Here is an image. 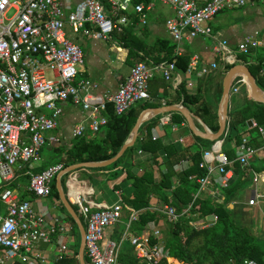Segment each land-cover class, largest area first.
I'll use <instances>...</instances> for the list:
<instances>
[{
	"label": "built area",
	"instance_id": "2783aa9c",
	"mask_svg": "<svg viewBox=\"0 0 264 264\" xmlns=\"http://www.w3.org/2000/svg\"><path fill=\"white\" fill-rule=\"evenodd\" d=\"M157 1L169 5L174 12L166 19L165 26L175 43V54H181L180 45L185 41L204 35L212 39L214 58L208 64L200 65L199 55L191 54L184 73L177 68L175 61H137L114 92L106 95L97 93L95 82L79 77L78 66L84 63V51L79 43L70 38L68 30L74 35L112 40L115 30L122 32L132 24L131 14L137 17V24L145 25L147 11ZM253 1L264 3V0H149L147 4L134 3L133 0H0V205L5 208V213L0 212L1 264H49L40 249L42 244L56 243L57 259L72 254L69 240L72 239L73 225L63 220L64 215L58 211L52 216L42 206L35 208L30 200L20 199L18 193L8 186L9 180L14 177V166L38 163L41 149L47 141H59L57 136L46 134L57 127L63 103L71 101L86 112L85 122L76 124L72 130L74 137H80L86 131L98 132L107 124L108 103H112L115 114L120 115L134 102L150 99L148 87L154 71H159L166 81L176 87L182 81V74L201 76L216 69L218 63L215 58L228 64L237 63L238 53H249L252 48L261 45V40L251 34L245 35L234 51L226 39L217 40L214 37L209 21L223 10ZM12 10L11 16L7 17L6 13ZM116 50L121 51L122 45L118 44ZM240 84L248 86L243 75L232 81L230 94L237 93ZM158 125L164 131L176 132L186 124H177L172 112H166L158 117ZM251 126L257 129L258 134L264 135V126L257 125L252 119ZM227 129L228 126L224 136ZM157 137V134H152V139ZM250 139L249 134H242L233 159L223 149L224 137L202 150L199 167L205 169V174L189 176V180L199 185L194 199L208 195L222 202V189L227 188L237 176L234 162H239L243 169L249 168L251 184L256 185L259 180L264 182V170L258 172L250 167L251 160L258 154ZM178 140L182 142L183 138ZM185 162L186 167L189 160ZM177 165L180 170L181 163ZM63 168L62 163H57L31 172L30 192L39 199L51 197V181ZM70 180L68 200L78 207L83 217L87 264H123L119 253L126 234L136 258L149 264H159L167 256L162 244L150 242L151 235L158 238L157 229L152 232L144 230L139 235L128 233L140 210L123 206L120 202L93 210L87 198L93 192L92 188L83 187L82 180L73 174ZM263 199L264 192L253 188L245 203L260 206ZM191 205L178 213L174 206L157 199L150 204L152 210L166 215L171 221H177L182 215L196 214L191 213ZM54 207H61L60 201L55 198ZM125 210L129 212L125 234L118 240L106 239L105 230L119 223ZM216 220L217 216L210 214L191 224L204 228ZM223 264L233 263L227 261ZM241 264L259 263L245 258Z\"/></svg>",
	"mask_w": 264,
	"mask_h": 264
},
{
	"label": "trees",
	"instance_id": "16d2710c",
	"mask_svg": "<svg viewBox=\"0 0 264 264\" xmlns=\"http://www.w3.org/2000/svg\"><path fill=\"white\" fill-rule=\"evenodd\" d=\"M133 2L147 4L149 0H133ZM130 17L133 21L131 27L135 28L137 17L133 14ZM112 36L119 38L122 46L128 50L126 57L128 63L146 59H150L154 63L175 61L177 68L182 73L188 66L191 48L187 43L182 47V53L177 55L175 54V43L168 38H156L151 42L144 37L143 33L139 34L125 28L122 32L115 30ZM252 50L253 48L249 53H241L239 56L246 62V66L255 77L258 87L264 91V74L260 72L264 69V49L258 51L256 57L258 62L256 64L249 61ZM217 60L219 59L217 58ZM218 63L221 67L220 76H223L234 65L225 63L222 60ZM214 71L215 69L201 75L200 80L205 83L210 82ZM214 88L213 93L211 89L210 94L207 91L205 93L206 98H202L201 93L187 92L184 90L183 85L178 86L183 105L188 108L194 106L195 114L212 131L218 129L217 112L211 109V106H213L215 93L214 108L216 109L222 93L221 81L218 88ZM153 102L151 96L150 99L136 101L120 115L115 114L112 104L108 103L106 111L107 124L94 136L87 133L80 137H74L70 142V146L59 145L55 147L58 153L56 163H62L63 167H67L75 163L102 161L111 158L126 142L139 112L144 108L153 106ZM172 114L173 120L177 124L184 121V117L180 113L172 112ZM227 118L228 129L224 137L223 149L228 157L233 159L236 153L235 147L241 143V136L248 119L253 118L257 125L264 126V103L254 101L245 94L243 102L228 111ZM157 120L158 116H155L151 119V122L142 123L139 127L140 135L137 137L135 144L128 147L117 160L104 167L80 168L83 173L82 176L88 179L93 186L102 181L104 182L108 176L109 179L114 180L118 176L124 175L127 181L130 180V184L126 186L127 189L123 188V192L118 197V202L123 206L136 210L141 209L137 219L131 222L129 226L130 232L138 234L149 223L158 228L163 224L164 246L168 249L169 255L178 259L182 264H223L227 261L233 264H241L245 258H252L259 264H264V237L253 234L249 226L251 221L248 216V210L251 206L240 201L243 198L240 193L241 190L251 182L252 174L249 168L243 169L239 162H234V172L237 176L230 181L227 188L222 189L224 195L222 202H218L208 195L194 199V194L199 185L196 181L189 180V176L199 177L205 174V169L199 167L202 160V150L210 147L214 141L194 136L199 144V148L196 150H191L188 144L184 147L173 142L164 144L159 137L152 139V127L157 125ZM197 125L200 127L199 124ZM255 131L258 133L256 128ZM181 132L188 133L191 131L185 126L181 128ZM257 133L250 143L260 148L262 154L258 153L254 156L250 167L259 172L264 170V140ZM142 134L144 137H141ZM137 145L143 152L150 154L149 160L153 165L166 168L165 172L159 170L158 179H155L151 165L147 169L144 168L140 174L132 172L131 169L134 165L132 158ZM160 154L161 157H159ZM187 159L189 160L188 165L180 171H176L175 166L181 160ZM97 172L104 173V177L99 180L96 175ZM70 174L71 172L66 173L64 177L67 179ZM124 179L119 184H114L112 191L119 189L124 183L126 185ZM175 180L177 181L176 184ZM62 184L64 185L63 178ZM30 195L33 196L32 193ZM51 195L59 200L55 177L51 182ZM91 195L92 193L89 194L88 199L91 209H101L105 206L103 202H96ZM151 196L157 197L163 203L174 206L178 213L192 204L191 212L197 213L201 217L214 213L217 215V220L213 225L199 229L190 224V221L194 219L191 216L182 215L177 221H171L164 214L148 208ZM231 204H233L232 207H230ZM71 205L83 221L78 207L74 204ZM60 206V210L65 214L64 220L73 224L74 235L70 248L72 254L54 260L52 264H79L77 257L80 242L79 232L72 217L61 203ZM112 228V235L119 238L124 230L123 223H117ZM150 242L156 243L158 240L151 235ZM124 243L119 253V260L123 264H146L136 259L132 245L126 241ZM84 258L85 261H88L85 255ZM160 264L168 263L165 259H162Z\"/></svg>",
	"mask_w": 264,
	"mask_h": 264
},
{
	"label": "crops",
	"instance_id": "0c3cea01",
	"mask_svg": "<svg viewBox=\"0 0 264 264\" xmlns=\"http://www.w3.org/2000/svg\"><path fill=\"white\" fill-rule=\"evenodd\" d=\"M261 4H263L262 8L260 7ZM173 13L174 12L169 5L163 4L159 1H157L147 11V23L145 24L146 26L137 24L135 28H140L142 32H140L139 29H137V31L140 33H143L144 37L148 41L152 42L156 38H168L169 40H171L173 42L171 37L168 35L167 29L165 26L166 19L171 17L173 15ZM209 26L212 29V34L214 35V37L217 40L226 39L228 41L229 47L232 48L234 51L236 50L237 44L239 43V41L245 35L251 34L255 38L260 39L262 42L261 45H258L257 47L253 48L252 53H251V58L249 59V61L253 64H256L258 62L256 59V57L258 55V51L264 49V3H261L259 1H253V2H248L247 4H245L244 6H241V7H235V8L223 10V11L219 12L216 16H214L209 21ZM130 28H131V24L128 25L127 27H125V29H127V30H130ZM68 34H69L70 38H72L73 40H75L77 43H79L81 45V47L84 51V63L81 66V68L79 69V71H80L79 77L90 79L93 82H95L97 84L96 92L101 94V95H106L108 93L114 92L117 89V87L119 86V84L121 82H123L125 80V78L129 75L130 70H131L133 64L135 63V62L128 63L126 61L128 50L123 46H122L121 51H117L116 47H113V48L107 47L106 48V44L104 45L103 43L99 44V43L93 42V40H92L93 38L86 36V35H83V34L74 35L69 30H68ZM113 39H116L114 41H118L119 44L122 45L119 38L112 36V40ZM94 40H98V39H94ZM185 43H187L191 48L189 55L195 54V53L199 55V64L200 65L208 64V62L214 58V55L212 53L213 42H212V39L210 37L204 36V35H199V36H197V37H195L189 41H185L183 44L180 45L181 51H182V47L184 46ZM110 51L115 52V54L114 55L110 54V53H112ZM239 55L240 54L238 53L237 54V56H238L237 60H239V61L237 63L246 65V62L242 58H240ZM189 58H190V56H189ZM215 59H216L217 63L220 62V60H217V58H215ZM124 65L125 66L127 65L128 69L124 68L123 67ZM217 67L218 68H216L215 71L213 72L212 80L210 82L208 81V83L203 82V80L201 81L200 80L201 77L198 74H195V73L193 75L182 74L183 78H182L181 83L178 86L183 85V88L185 91L191 92V93L199 92L202 94V96H203L202 98H206L205 93L208 91L210 94L211 89H212L211 92L213 93V88L214 87L218 88V84L220 81H221V86H222V81H223L225 74L223 76H220L221 67L219 66V63H218ZM260 72L264 74V69ZM241 77H242V75H237L235 78L239 79ZM245 79H246V77H245ZM246 81H247V79H246ZM178 86L174 87L170 82L166 81L162 77V75L159 71L158 72L154 71L153 77L150 79L149 87H148L149 88L148 91H149V94L154 101L153 102L154 105L151 107H147V108L161 107L164 105H173V104L183 105V102L180 99ZM247 87L248 86L246 84H240L239 85V91L235 94H230L228 111L232 107L238 106L240 103H242L245 94H247L249 96L248 91H247ZM220 98H221V96H220ZM214 99H215V93H214V98H213V106H211V105L210 106H211V109H214L217 112L220 99L217 103L216 109L214 108V101H215ZM110 104H112V103H110ZM112 107H113V105H112ZM186 108L189 109V111L194 115V121H195L197 128H199L201 130L203 128H207L204 125V123L201 121V119L195 114L194 106H190V108H188V107H186ZM113 110H114V108H113ZM166 112H176V111H165V112L156 114L154 116L149 117L144 122H151V119L153 117H155V116L159 117L160 115H162L163 113H166ZM85 115H86V112L80 106L73 104L71 101H66L63 103L62 112H61L60 116L58 117L57 127L54 130H52L46 134V136H54V137L57 136L59 138V141L57 143L47 141V143L41 149L40 161L36 164L35 163L34 164H30V163L22 164V163H20L14 169V177L11 180H9L8 186H10L13 190H15L18 193V196L20 199L30 200L35 208L38 209L40 206H42L44 208V210L49 211L46 203H44L42 198H40V199L37 198L33 193H32L33 196L30 195L31 192L29 190V180H30L29 174L31 172L41 171L42 169H45L52 164L59 163V162L56 163V158H57L58 153L56 152L55 147H57L59 145L70 146V142L74 138V136L72 134L73 133L72 132L73 127L80 122H85ZM251 119L254 120L253 118H250L248 120H251ZM182 122H185V124H186L185 126L188 127L185 118H184V121H181L180 123H182ZM197 124H199L200 127ZM185 126H183L181 128H184ZM218 126H219V124H218ZM227 126H228V123H227ZM181 128L176 132L164 131L163 128H161L158 125V120H157V125L155 127H152V134L153 133L157 134L159 139H161V141L164 144L173 142V143H179L183 147L188 144V145H190L191 150L198 149L199 144H198L197 140L194 138L195 135L192 132L182 133ZM207 129L209 131H212L209 128H207ZM98 132L93 133L90 131H88V132L86 131L83 135L88 133V134L94 136ZM212 132H215V131H212ZM256 133L257 132L255 131V128H253L251 126V123L250 124L247 123V125L243 131V134H249L250 135V137H251L250 142L253 141L252 139L254 138ZM139 135H140V132L138 129L137 137ZM259 136L261 137L262 140H264V135L259 134ZM137 137L134 141V144L137 140ZM141 137H144L143 134L141 135ZM180 137L183 138L182 142L178 140ZM223 137H225L224 133L222 136L219 137V139H222ZM219 139L214 140L213 144L216 141H218ZM127 140H128V138H127ZM255 148H257V147H255ZM257 150H258V153H260V155H261L262 154L261 149L257 148ZM161 156L162 155L160 154L159 157H161ZM149 158H150V154L143 152L137 145V149H136L134 156L132 158V162L134 163V165H133L131 170L135 174H140L143 172L144 168L147 169L151 165V167H153V170H154L155 179H158L159 178V172H160L159 170L165 172L166 168L163 166H162V168H159V167L153 165L152 162L149 160ZM185 161L186 160H181L179 162V163H181V166H182L181 169L185 168V163H186ZM177 166L178 165L175 166V170L180 171L181 169L179 170ZM102 167H104V166H102ZM70 172H71V174H73V176H75L79 180H82L81 183H82L83 187H85V188L91 187L93 190L92 195H91L93 197V199L96 202H103V204H105V206H107V205L110 206V205L114 204V203H111L110 199L111 198L114 199V196L119 197L121 195V193L123 192L122 189L126 188V186H128L130 184V180L127 181L124 175H120L117 178H115L114 180L109 179V176H108L104 182L102 181V182L96 184V186H93L89 182L88 179H86L82 176L83 173L80 170V168L72 170ZM67 173H69V172H67ZM65 174H63L61 176L60 181H61L62 189L65 192V195L68 199V189L71 187V180H70V176H69V178L66 179V188H64V185L62 184V178L65 176ZM97 174H98L97 178L99 180L104 177V173H102V172H97ZM123 179L126 181L127 184L125 185V183H124V185H121L119 189L112 191L113 185L119 184ZM176 182L177 181L175 180V184H176ZM1 183H2V177L0 180V184ZM55 184H56V176H55ZM107 191H112V194L108 195ZM118 191H119V193H117ZM250 193H248V194H250ZM54 198L57 199L56 197L51 195V197H48L47 199H49V201L52 202V204H53ZM87 198L89 199V195L87 196ZM156 199L159 200L157 197H154V196L150 197L149 206H148V208L150 210H152L150 204L152 202H155ZM59 201H60V199H59ZM115 203H116V201H115ZM232 205L233 204H231L230 207H232ZM60 208L58 210L59 211L58 213L64 215V218H65V214L62 213ZM140 211H141V209H140ZM0 212L5 213L4 205H0ZM55 213L56 212H50V211L48 212V214H52V216ZM211 214H214V213H211ZM208 215H210V214H208ZM205 216H207V215H205ZM205 216L201 217L197 213L194 214L193 216H191L194 219H192L190 221V224H191V222H194V221H196L200 218H203ZM128 217H129V212L125 210L123 212L122 219L119 222V223H123L124 229H125V222L128 220ZM64 221H67V220H64ZM67 222H69V221H67ZM69 223H71V222H69ZM83 225H84V223H83ZM115 225H117V224H115ZM115 225L109 226L105 230V238L106 239L111 238V239L118 240L122 237V235L125 234V231L123 230L120 237L115 238L112 235V231H113L112 227ZM191 225L194 226L195 228H198V229L201 228L199 225L198 226L194 225V224H191ZM159 228H160V230H159ZM159 228L156 227L155 225H153L152 223H149L142 229V231L140 233H142L144 230H148V231L152 232L154 229H157L159 231V236L157 238L158 242H156V243L162 244L164 250H167V253H168L167 256L163 257L162 259H165L168 264H182L178 259L169 255L168 249L165 248L164 243H163V233H162L163 226L161 227V225H160ZM204 228H206V227H204ZM128 233L132 234V235H139L140 234V233L134 234V233L130 232V228L128 229ZM73 235H74V228L72 229V232H71L72 239L69 240V248H71ZM125 236H126V238L123 241V243L126 241L131 245V243L129 241V235L126 234ZM123 243H122V247H123ZM55 248H56V243H54V245L42 244L40 246V249H41V251H43V254L45 256H47V259L49 260V264H52L54 260H57V258H55ZM134 252L135 251H134V247H133V253ZM134 255H135V253H134ZM0 256H2V249H0ZM135 257H136V255H135ZM136 259L139 262H145L146 264H149L146 260L138 259V258H136ZM161 260L159 261V264H160Z\"/></svg>",
	"mask_w": 264,
	"mask_h": 264
},
{
	"label": "water",
	"instance_id": "95a60500",
	"mask_svg": "<svg viewBox=\"0 0 264 264\" xmlns=\"http://www.w3.org/2000/svg\"><path fill=\"white\" fill-rule=\"evenodd\" d=\"M237 75H244L246 77L247 82H248L247 91H248L249 96L254 101L264 103V91L258 87L255 81V77L250 72L249 68L244 64H239V63L234 64L232 67H230L226 71L223 81H222V93H221V98H220V101L218 104V110H217L219 126L215 132L209 131L207 128H203L202 130L197 128L195 121H194V115L189 111V109H187L185 106L181 104L145 108L139 113L136 119V122L134 126L132 127V130L129 134L128 140L123 143V145L120 147V149L114 156H112L109 159L103 160V161H88V162L75 163L67 167H64L56 175V189L58 191L60 202L62 203L63 207L66 209L67 213L72 217L73 221L75 222L77 226L78 232H79L80 242H79L78 254H77L79 264H87L84 258L85 228H84L83 222L81 221L79 215L75 212L73 206L68 201L65 195V192L62 189V185L60 181L61 176L67 172H70L78 168L102 167V166H107L111 164L112 162L117 160L128 147L134 144V141L138 134V129L140 125L146 119L156 114L165 112V111H176L180 113L185 118L189 129L195 136H199L201 138L212 140V141L219 139V137L223 135L227 127L228 104H229V99H230V86H231L233 79ZM247 123L250 124L251 120H248Z\"/></svg>",
	"mask_w": 264,
	"mask_h": 264
},
{
	"label": "rangeland",
	"instance_id": "374dc122",
	"mask_svg": "<svg viewBox=\"0 0 264 264\" xmlns=\"http://www.w3.org/2000/svg\"><path fill=\"white\" fill-rule=\"evenodd\" d=\"M260 7L262 8L263 4H261ZM12 13H13V10L7 12L6 16L9 17V16H11ZM137 29H139V31L142 32L140 28H134V27L133 28L131 27L130 31L140 33L137 31ZM92 40H93V42H96L99 44L100 43H103L104 45L106 44V48L107 47L113 48L119 44L118 41H114L116 39L108 40V41L94 40V39H92ZM110 52H112V53H110L112 55L115 54V52H113V51H110ZM123 67L128 69L127 65L126 66L124 65ZM80 68H81V66H78V69H80ZM47 74L50 75L49 72H47ZM15 168H16V166H14V169ZM96 175H98V174H96ZM0 180H1V175H0ZM63 181H64V188H66V177H63ZM263 184L264 183H262L260 180L257 182L256 185L251 184V183L247 184L240 192L241 195H243V198H242V200L240 199V201H242V203L245 202V200H247L249 198L250 194H248V193H250L253 188H256L258 192H263L264 191V185ZM107 194L108 195L112 194V191H107ZM118 200H119V198L116 196H114V199H112V198L110 199L111 203H115V201L117 202ZM43 201H44V203H46L50 212H56V213L58 212L59 208L58 207L53 208V204H52V202L49 201V199H44ZM240 201L238 200V202H240ZM237 204H239V203H237ZM248 212H249L248 216H249L250 221H251L249 226H250V229L252 230L253 234L258 236V237H264V199H263V202L260 206L249 207ZM162 225L163 224H161V227H162Z\"/></svg>",
	"mask_w": 264,
	"mask_h": 264
}]
</instances>
